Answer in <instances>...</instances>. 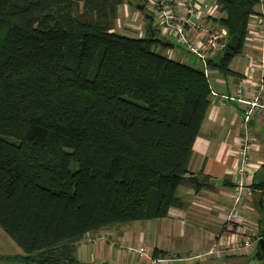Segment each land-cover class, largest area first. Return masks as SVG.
Wrapping results in <instances>:
<instances>
[{"label": "trees", "instance_id": "obj_1", "mask_svg": "<svg viewBox=\"0 0 264 264\" xmlns=\"http://www.w3.org/2000/svg\"><path fill=\"white\" fill-rule=\"evenodd\" d=\"M123 2L0 0V228L23 252L19 264H85L77 248L86 234L168 216L183 205L184 181L214 186L185 177L209 80L159 52L173 44L155 29L116 31ZM215 2L214 26L239 48L225 46L209 65L233 75L264 0ZM252 190L264 191V180Z\"/></svg>", "mask_w": 264, "mask_h": 264}, {"label": "crops", "instance_id": "obj_2", "mask_svg": "<svg viewBox=\"0 0 264 264\" xmlns=\"http://www.w3.org/2000/svg\"><path fill=\"white\" fill-rule=\"evenodd\" d=\"M255 9L257 18L251 19L243 47L230 63L235 74L224 75L212 69L209 80L211 104L194 141L188 163L191 174L205 176V179H223V185L196 188L191 182L184 181L177 192L183 205L172 207L168 216L116 224L91 232L97 241L88 242L84 238L78 244L77 258L81 263L151 264L149 257L155 248L168 254H204L225 234L222 232L223 220L231 204L230 193L235 184L232 172L241 161L242 123L248 109L240 100H252L258 84L264 88L261 68L264 65V33L259 32L261 25L258 23V17L264 19V5L260 3ZM220 52L216 51L212 59H218ZM213 93L217 96H213ZM221 96L227 99L222 101ZM249 126L254 146L250 156L257 167L250 169L244 184L252 189L254 181L264 180V114L253 112ZM254 195L252 190V196L246 200V209L252 211V218L253 207L258 206L257 196ZM245 216L249 218V214ZM140 247L147 250L149 257L142 258L135 252ZM129 249H133V252ZM251 254L179 264H241Z\"/></svg>", "mask_w": 264, "mask_h": 264}, {"label": "built area", "instance_id": "obj_3", "mask_svg": "<svg viewBox=\"0 0 264 264\" xmlns=\"http://www.w3.org/2000/svg\"><path fill=\"white\" fill-rule=\"evenodd\" d=\"M143 12V11H142ZM141 12V13H142ZM143 14V13H142ZM144 14L151 15L153 28L166 36V40L174 38L176 42L185 50L195 56L202 66V70L208 80H211L212 69L209 60L212 59L216 51L224 49L227 43V32L223 28L214 26V18L219 17L222 11L215 0H145ZM143 20L145 16H142ZM255 15L251 19H256ZM250 19V21H251ZM260 33H264V19L258 17ZM146 26V24H145ZM145 26L142 29L137 26V35L144 36ZM146 28H148L146 26ZM159 34V33H158ZM159 34V35H160ZM173 50V49H171ZM172 53V58L177 59L176 52ZM175 56V57H174ZM181 61V59H179ZM183 61V59H182ZM264 75V65L261 67ZM258 90L252 100H240L248 109L243 118V136L241 141L240 165L232 172L235 177V184L230 193L231 204L227 208L224 220V235L215 242L206 253H191L184 255L168 254L165 257L153 258L148 256L144 247H140L135 252L142 258H150L151 264H179L196 262L210 257L224 258L227 256H246L251 254L262 236H258V224L250 214L252 211L246 209V200L252 196V189L245 187L250 169H256L257 164L251 160L250 152L253 149V138L250 135V116L253 112L264 114V88L258 84ZM213 96H217L213 93ZM227 99L221 96L220 100ZM249 218H245V214ZM247 219V220H246ZM225 236V237H223ZM88 242L97 241L90 233L86 234ZM133 252V249H129Z\"/></svg>", "mask_w": 264, "mask_h": 264}, {"label": "rangeland", "instance_id": "obj_4", "mask_svg": "<svg viewBox=\"0 0 264 264\" xmlns=\"http://www.w3.org/2000/svg\"><path fill=\"white\" fill-rule=\"evenodd\" d=\"M123 1L124 2L118 7V19L116 20L115 30L128 34V35H137L138 34L136 30L137 26L142 29L143 24L144 26L146 24L147 27L149 25V23L145 19L143 20L142 18V16L146 17V15L144 14L145 10L142 12L143 13L142 14L141 10L135 8V6L139 2L138 0H123ZM256 7H258V5H256ZM127 8L129 9V12ZM133 9L134 11H132ZM146 26H145V31H146L145 35L140 36V37L147 36L148 33H147ZM151 28L154 29L152 26ZM157 33L160 34V32H157ZM158 37L162 39L163 41H166V36H163L160 34ZM169 40L172 41V44H173L172 47L163 48L161 45H159L157 46V50L170 58H172V55H171L172 53H169V52L171 51L173 52L174 50V52H176L175 56L177 57V60L183 59V62H186L189 65H192L193 67L203 69L202 66H200V64L196 60L195 56H193L187 50L180 48L182 46L179 45L174 38H169ZM222 52L223 50H221L220 53L222 54ZM254 196L255 197L257 196L256 198H258V194H255ZM253 216L255 218L254 221H256L258 224V228H257L258 236H261L260 230L264 229V214H262L258 206L253 207ZM20 252L23 253L21 249L16 245V243L0 228V264H19L21 263L22 256ZM235 256L238 257V255H235ZM227 257H233V256H227ZM210 258L215 259L216 257H210ZM204 261L205 260H199V261L192 262V263H200ZM246 262L247 261L245 260L244 263H241V264H248V262L247 263ZM185 263H191V262L187 261ZM216 264H219V262Z\"/></svg>", "mask_w": 264, "mask_h": 264}, {"label": "water", "instance_id": "obj_5", "mask_svg": "<svg viewBox=\"0 0 264 264\" xmlns=\"http://www.w3.org/2000/svg\"><path fill=\"white\" fill-rule=\"evenodd\" d=\"M139 10H143L144 6L143 5H137L136 6ZM146 18L151 19V15L146 14ZM148 27L151 29V33L152 35H154V31L151 28V25L149 24ZM226 47L229 48L232 51H238L239 48V38L237 36H233L231 37L227 43H226ZM185 177L187 179H193V180H198L199 183H203L205 181V176H200L197 174H191V173H187L185 175ZM210 181V183L214 184V185H218L221 186L223 185V179L220 178H212V179H208ZM257 205L260 209V211L262 212V214H264V191L258 193V198H257ZM248 264H264V237H261L255 247L254 252L250 255V257L248 258Z\"/></svg>", "mask_w": 264, "mask_h": 264}]
</instances>
